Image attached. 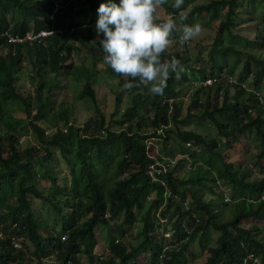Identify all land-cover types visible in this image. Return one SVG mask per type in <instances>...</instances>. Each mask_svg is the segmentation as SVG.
<instances>
[{
    "label": "trees",
    "instance_id": "trees-1",
    "mask_svg": "<svg viewBox=\"0 0 264 264\" xmlns=\"http://www.w3.org/2000/svg\"><path fill=\"white\" fill-rule=\"evenodd\" d=\"M196 1L159 6L177 21L166 55L185 71L155 95L122 88L129 78L103 64L92 43L101 0H0V264H264V0ZM196 22L213 40L192 56L178 37ZM41 31L52 34L26 39ZM75 41L90 48L80 64ZM100 64L131 96L113 124L93 81ZM64 79L84 80L78 97ZM82 96L95 113L79 125ZM160 139L155 152L148 142ZM162 163L153 181L149 168ZM101 226L118 237L103 259Z\"/></svg>",
    "mask_w": 264,
    "mask_h": 264
},
{
    "label": "clouds",
    "instance_id": "clouds-1",
    "mask_svg": "<svg viewBox=\"0 0 264 264\" xmlns=\"http://www.w3.org/2000/svg\"><path fill=\"white\" fill-rule=\"evenodd\" d=\"M163 2L164 0H101L98 4L94 24L97 39L92 43L101 52L103 64L114 73L129 78L121 85L124 89L144 86L149 93L159 95L167 86L170 75L179 78L185 71L179 59L166 55L177 21L171 15L160 18L157 9ZM183 3L184 0H173L171 7L181 9ZM180 19L183 20L184 17L181 15ZM201 30L202 26L198 22L185 24L178 39L187 43L198 36ZM51 34L49 31H41L32 36L27 34L26 39H47ZM9 41L21 43L23 40L11 37ZM211 83V80L206 82ZM148 144L151 145V142ZM165 165L162 163L161 169H157L155 165L150 166L149 174L153 181L156 172L162 169L166 171ZM166 220L163 219L162 222ZM164 236L172 238L170 231H166ZM14 246L21 247L17 241H14ZM108 246L105 245V250L96 251L99 256L102 255L101 259L109 253ZM169 246L164 247V252ZM139 259L144 260L143 257Z\"/></svg>",
    "mask_w": 264,
    "mask_h": 264
},
{
    "label": "rangeland",
    "instance_id": "rangeland-1",
    "mask_svg": "<svg viewBox=\"0 0 264 264\" xmlns=\"http://www.w3.org/2000/svg\"><path fill=\"white\" fill-rule=\"evenodd\" d=\"M210 1H212V0H198V1H196V3H204V4H206V3L210 2ZM194 5H195V3L191 4L190 7H188L187 11H191L192 7ZM257 6L261 7L262 5H257ZM157 11L159 13L160 18H162V19L164 17H166V16H169L171 14L170 10L167 11V10L161 8V7H159V9ZM205 30H201L199 35L191 40V42L189 44V48L191 49L192 56H194L196 54L195 48L197 46H200V45H206L207 46L208 44H210L212 42L213 34L210 31H208V30L205 31ZM210 35H212V36H210ZM75 44H77L79 46V48H80V51H79L80 57H79V55L75 56V62L77 64H80L81 63L80 58L84 59V58L87 57V55H90V48L88 47L87 44L82 45L78 41H75ZM207 50H208V48H205V49H203V52H206ZM241 60H242V58H241ZM28 69H29L28 64H25V67L22 69V73L20 72L21 75H20V73L18 74V75L21 76V79L24 80V78H25V76H24L25 73L24 72H26ZM98 70H100V71L99 72H95L93 74V81L96 84L97 96H98V99H99V101L101 103L103 112L107 115V118L113 124V121L116 120V119H119L125 113V111L128 108V106L131 104V96L129 94H127V92L121 93L122 89L120 87H118V84H119L118 80L114 79L113 77L109 78V75H108L107 71L103 68L102 64L99 65ZM236 70H238V71L241 70V65L240 64L236 67ZM30 73H31V70H30ZM192 79L194 81L191 82V83L197 84V80L194 79L193 77H192ZM64 83L66 85H68L69 88H67V91H68L69 95L72 96L73 98L74 97H78L79 93L81 91H83V87H84V80L83 79H81V80H73V79L67 80V79H64ZM191 83H190V86L187 87L186 89H183L182 93L180 94V99L183 98L185 100V105L183 106V110H182L183 111V114H182L183 116H184V114H186V108H187V105L189 103L188 93H189V90L193 86V84H191ZM262 88H264V85H263ZM27 89H30V88H27ZM115 93H121V95H122V96H120L121 101L119 102L118 105L116 103ZM74 106H75V119L78 121L79 125L82 124L91 115H93L95 113L94 112V109H95L94 108V103L92 102V100L88 96H82L81 99L74 100ZM115 112H116L115 116L113 118H111V115L113 113H115ZM197 130H198V132L201 135L208 134V128L205 125L197 128ZM210 132L212 134V137H214L216 135V133L214 132L213 129H211ZM172 138L177 143L180 142L177 136H173ZM161 141H162L161 139L158 140V141L157 140H151L150 141V142H153L155 144V146H156L155 148L152 147V149L155 152H157V150H159L158 148H160V146L162 145ZM243 156H244V154H243ZM232 158L229 157L228 159L229 160H237L236 156H232ZM63 160L64 159L61 157V155H59V164H58L59 165V169L66 170L67 166L65 165ZM215 164H216L215 162H211L210 165L215 166ZM262 164L264 165L263 162H262ZM165 168H166V165H165ZM206 199L209 200V198H207V197H206ZM139 216H140V214H139ZM247 222L244 223V225H243L244 227H248L249 226V224ZM259 225H261V224H259ZM136 230L138 232V228H136ZM100 231H101V233L104 236V241H102V243L98 246V249L96 250L97 252H100L101 250H105L106 249L105 245L106 246L109 245L112 240L116 239L115 233L112 230V226H107V227L101 226L100 227ZM134 232H135V230H134ZM216 233L217 232L213 233L212 240H215V238L217 237ZM128 238L131 239V240L135 239L136 238V232H135V236L134 237H130L129 236ZM197 245H198V241L195 242V246H193V249L196 252H200L201 249ZM81 261L84 264H87V258L85 256L81 257ZM202 262H203V256L201 258H196L195 261L190 263V264H202ZM48 264H56V262L53 259H50V260H48ZM139 264H146V263L143 260L139 259Z\"/></svg>",
    "mask_w": 264,
    "mask_h": 264
},
{
    "label": "built area",
    "instance_id": "built-area-1",
    "mask_svg": "<svg viewBox=\"0 0 264 264\" xmlns=\"http://www.w3.org/2000/svg\"><path fill=\"white\" fill-rule=\"evenodd\" d=\"M28 38H31V37L28 35Z\"/></svg>",
    "mask_w": 264,
    "mask_h": 264
}]
</instances>
